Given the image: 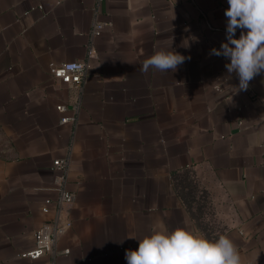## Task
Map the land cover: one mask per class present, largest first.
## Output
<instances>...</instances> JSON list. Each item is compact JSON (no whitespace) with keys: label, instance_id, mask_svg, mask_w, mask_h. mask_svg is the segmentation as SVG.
Instances as JSON below:
<instances>
[{"label":"crops","instance_id":"obj_1","mask_svg":"<svg viewBox=\"0 0 264 264\" xmlns=\"http://www.w3.org/2000/svg\"><path fill=\"white\" fill-rule=\"evenodd\" d=\"M227 7L0 0V264H127L130 237L158 220L227 235L264 264V73L234 93L237 74L210 54L226 41ZM95 17L109 25L92 36ZM171 41L190 58L175 72H142ZM87 59L80 87L49 72ZM57 104L77 106L76 122L60 123ZM55 159L67 162L72 224L60 253L24 257L49 217L41 207L56 194Z\"/></svg>","mask_w":264,"mask_h":264},{"label":"clouds","instance_id":"obj_2","mask_svg":"<svg viewBox=\"0 0 264 264\" xmlns=\"http://www.w3.org/2000/svg\"><path fill=\"white\" fill-rule=\"evenodd\" d=\"M226 41L211 55L229 61L225 67L235 72L239 84L235 92L247 91L257 75L264 73V0H227ZM175 17H173L174 19ZM240 29V35H235ZM172 41L144 60L141 71L175 72L187 58L172 48ZM188 47V43L184 45ZM138 246L125 253L127 264H257L258 254L242 256L227 235L210 237L187 220L170 228L163 220L150 226ZM122 242V240H121Z\"/></svg>","mask_w":264,"mask_h":264},{"label":"built area","instance_id":"obj_3","mask_svg":"<svg viewBox=\"0 0 264 264\" xmlns=\"http://www.w3.org/2000/svg\"><path fill=\"white\" fill-rule=\"evenodd\" d=\"M108 25V21L99 20L95 17L92 20L90 34L92 36L98 35ZM93 56L94 48L92 45H89V58ZM90 65L89 59L51 63L49 65V72L55 80L62 84L80 87ZM56 110L60 113V123L76 122L77 106L76 108L69 109L65 104H57ZM52 168L59 172L54 177L56 194L54 197L45 198L41 207V211L44 214L49 215V217H47L42 224L35 229L33 233L34 248L28 252L22 253L21 255L24 257L37 258L46 253L52 255L60 253L55 248L57 239L68 228H70L72 224L69 216V208L74 201L75 194L66 187L67 162L62 159H55L53 160ZM61 252L68 253L69 249H64Z\"/></svg>","mask_w":264,"mask_h":264}]
</instances>
